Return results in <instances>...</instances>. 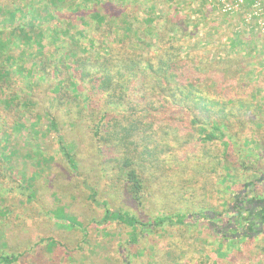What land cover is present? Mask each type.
Instances as JSON below:
<instances>
[{
    "label": "trees",
    "instance_id": "1",
    "mask_svg": "<svg viewBox=\"0 0 264 264\" xmlns=\"http://www.w3.org/2000/svg\"><path fill=\"white\" fill-rule=\"evenodd\" d=\"M38 1L43 4L32 0H0V95L5 97L2 98L6 99V104L9 102L8 109L11 111L23 101L33 100L32 85L35 81L32 80H38L37 75L41 77V69L52 67L53 73L56 71L57 80L50 84V89L56 93L52 102L63 106L61 111L68 120H73L74 115H81L90 122L87 129L94 146L90 143L87 151L98 164L99 174L95 183H90L88 176L78 177L82 178V186L89 194L90 204L104 208H101L103 216L96 219L95 216L89 217L81 213L82 219L79 222L73 216L64 215L65 208H46L35 197L36 192H29L32 182L39 178V172L34 171L28 177L20 171L12 174V169L7 165L11 152L5 155L3 151L8 148L0 144V198L3 202L0 204V230L4 231L6 220L13 217L20 221V225L27 227V237H31L28 241L23 239L25 236L22 234L16 241L13 252L0 248V264H85L83 260L76 259V256L93 245L91 241L106 243V239L97 241L94 231L100 234L105 232L108 222H116L122 227L121 232L124 234H127L128 229L131 231L128 232L129 238L114 244L108 253L102 255V261L98 264H139L138 257L146 249L149 250L148 257L154 253L160 257L161 264H183V260L168 257L170 254L162 250L150 249L152 245L146 240L148 235L142 236V232H139L148 227V224L139 222L134 215V210L138 208L136 205H140V200L148 189L144 173L148 169L154 170L160 155L169 151L168 148L163 149L168 147L164 137L167 131L160 126L172 122L169 112L173 110L186 112L194 131H206L204 141L218 139L226 147L222 157L216 154L219 160L216 169L219 173L214 178L215 184L226 186L225 190L215 192L207 191L208 187L199 188H204L209 192L208 195L201 196L196 205L190 203L178 206L177 210H170L165 215L153 218V222L149 223L150 233L153 228L166 225L179 226L184 234H189L197 230L193 225L200 221L209 232V257L213 259L212 264H235L237 258L255 245L261 238L260 235L264 234L263 149L256 145L254 139L243 136L238 122L239 128L229 123V118L238 117V114L234 115L229 111L232 114L229 117L230 113L224 112L228 104H237L238 111L246 110L245 104L231 97L226 102L220 101L221 107L217 108L218 101L206 95L209 85L205 84V69L195 63L191 66L190 62L174 63L178 55L174 54L175 46L170 41L175 35L184 39L192 32L188 34L178 23L181 18L172 13L160 11L154 26L147 29L142 20H137L122 5L93 0L95 5L92 8L74 4L75 8L70 9L72 13L67 14L64 12H69L68 8H64L65 0H45V4L44 0ZM101 10L107 12L108 16H104L103 12L99 13ZM112 14L116 15L114 19ZM84 15H93L98 19L97 22L107 26L104 30L102 25L97 26L95 23L102 34L99 43H104L106 37L110 36L113 26L121 29L120 35L123 37H128L125 35L129 33L132 37L124 39L121 44L130 48V51H122L121 47L107 43V50L101 54L99 48L93 47L91 38L88 39L85 47L88 50L83 56L78 55L76 48H65L64 42L52 48L48 46L45 40L49 38L50 42L55 43L59 40L62 29L66 31L68 28L59 24L58 19L63 20L64 16L79 19ZM50 20H55L51 26ZM174 20L178 30L174 28ZM62 33L65 34L64 31ZM148 33L153 36L150 37ZM134 39L136 45H148L145 53V49L135 45ZM68 40L70 43L75 41L70 36ZM73 45H77L76 42ZM242 49H248L251 54L256 51L250 45H244ZM53 52L56 54L55 60L50 62ZM29 79L32 83H28ZM14 88L26 94V97L21 98L19 92H6ZM213 95L220 96L217 92ZM45 108H42V112L48 116V123L44 129L45 132L54 133L53 144H57L58 150L55 149L49 155L37 135L32 138L27 135L25 155L35 166L43 165L41 170L44 166L64 165L63 170L53 173L50 181H53V177L63 175L77 176L75 172L79 170L81 158L75 152L72 142L63 141L59 127L62 125L56 119V114ZM180 119L181 116L177 119L178 122ZM18 120L12 124L18 131L33 132V127L37 126L36 120L29 124H22ZM190 137L183 143L189 142ZM105 149H109L110 157L102 154ZM111 150L116 153L112 155ZM56 152L60 158H54ZM111 171L115 178L111 177ZM203 173L204 169L199 166L192 175V178H197L195 184L204 178ZM8 183H11L10 187L6 186ZM14 190L21 193V204L16 207L4 204L5 195ZM109 193L118 198L120 195L122 199H131L135 207L124 206L122 200L120 206L112 211L109 205L111 203H108ZM203 201L207 202V206H201ZM45 209L47 210L44 211ZM229 215H233L232 218ZM62 218L69 222V225H65L67 228H71L74 234H79L74 241L71 240V234H67L65 239L43 232L49 222H58ZM137 225L142 230H138ZM140 238L145 239L143 247L139 245ZM190 244L197 250L194 244ZM180 249L184 250L183 247ZM263 253L262 248L248 259L263 264Z\"/></svg>",
    "mask_w": 264,
    "mask_h": 264
},
{
    "label": "rangeland",
    "instance_id": "2",
    "mask_svg": "<svg viewBox=\"0 0 264 264\" xmlns=\"http://www.w3.org/2000/svg\"><path fill=\"white\" fill-rule=\"evenodd\" d=\"M32 1L35 3L39 2L38 0ZM100 2L124 6L130 14L136 16L137 20H142L147 29H151L154 26L156 23L155 19L159 18L160 11L172 13L175 14L174 16L181 18L178 23L187 30L188 34L190 32L192 34L187 35L184 39L175 35V38L170 41L175 46L174 54L178 55L174 63L190 62L191 66L195 63L205 69L207 77L205 84L209 85L206 95L218 101L216 102L217 108L221 107L220 101L226 102L231 97L239 99L242 104L246 105V110L240 109L238 111L237 104H228L224 112L230 113L229 111H231L234 115L238 114V117H235L230 113L228 116L232 117L231 119L229 118V123L233 124L235 128H239L240 124L243 136L250 140L254 139L256 145L262 147L261 160L264 161V0H101ZM39 4L43 3L39 2ZM74 4H79L82 7L83 5L93 7L95 2L93 0H65L64 8H68L69 12L66 10L64 12L67 14L72 13L70 9L75 8L73 7ZM102 12L101 10L99 13ZM102 14L108 16L107 12ZM98 16H101V14ZM115 16L112 14L113 19ZM97 21L98 19L94 18L93 15H84L79 19L74 16L72 18L64 16L63 20L62 18L61 20L58 19V22L68 27L66 31L62 29L65 34L61 32L59 40L55 43L50 42L49 38L45 42L51 48L52 46L65 43V48H69V46L76 48L79 56H83L88 50L85 47L89 38L93 42V47L99 48L98 51L101 54L107 50V43L121 47L122 51H130V48L127 49L121 43L124 39L132 36L129 33L125 35L128 37L121 36V29L117 28V26L112 27L110 36L106 37L104 43H99L102 34L97 26L103 23ZM54 23L55 20H50L49 25L51 26ZM173 24L174 28L178 30L175 20ZM193 25L194 27H192ZM103 29L106 30L107 26H103ZM148 34L150 37L153 36H151V33ZM69 36L75 41L70 43L68 40ZM74 42L77 45H73ZM136 44L137 42L135 41ZM244 45L254 46L256 49L255 53L251 54L248 49L243 50ZM136 46L143 50L145 49L144 53L148 48V45L144 44ZM55 56L56 54L54 53L53 58L49 59L50 62L55 60ZM56 63H58V59ZM41 72V77L37 75L38 80H32V82L35 81L32 85V101H23L22 104L14 106L10 111L8 109L9 102L6 104V99L3 100L5 97L0 95V108H2L0 109V144L8 148L3 151L5 155L11 152L7 165L12 169V174L20 171L28 177L34 171L39 172L40 176L35 182H32L29 192H36L35 197L46 208L48 206L52 209L65 208L64 215L73 216L79 222L82 219L81 213L101 219L103 216L102 209L104 208L101 207V209L96 205L97 208L90 204L89 194L82 186V178L78 177L82 175L88 176L89 182L95 183L99 174L100 168L98 164L92 160L87 151L90 143L94 146L87 129L90 122L88 118H82L81 115H74L73 120H68L65 113L61 111L63 106L58 105L55 101L52 102V98L56 93L50 89V84L57 80L56 71L53 73L52 67H49L46 70L41 69ZM29 82H31V79H29ZM27 89L31 90L30 87ZM25 91L27 90L25 89ZM6 92L19 91L14 88V90ZM215 92L220 96L214 97L215 95L213 94ZM19 96L24 99L26 94L19 92ZM43 107L56 114V119L62 125L59 127L60 134L64 137L63 141H66V143L67 140L72 142L75 152L81 158L79 170L75 172L77 176L63 175L64 177H53V181H50L53 173L60 172V169L63 170L64 165L58 167L44 166V169L41 170L43 165L35 166L32 160L25 155L24 145L26 144L25 138L27 135H30L31 138L37 135V139H40V143L44 144V149L49 155H52L55 149L58 150L57 144H53L54 133L45 132L44 126L48 123V116L42 112ZM169 115H172V122H167L160 126V128L167 131V134L164 135V131L161 130V133L167 139L166 145L168 146L163 149L168 148L169 151L160 155V160L154 170L148 169L144 173V179L148 182V189L145 195L142 196L140 205H136L138 206L137 210H134V215L138 221L148 224V227L144 228L143 231L140 229L142 227L137 225V229L142 230L139 231L142 232V236L148 235L146 240H149V245H152L150 249L156 248L155 250L160 252L162 250L170 254L168 257L183 260V264H212L213 259L209 257V232L204 229L200 221L193 225L197 227L195 228L197 230L189 234H184L179 226L166 225L157 226L150 233L149 223L153 222V218L165 215L170 210H177L178 206L190 203L196 205L195 203L199 202V199L202 198L201 196L208 195L209 192L207 191L225 190L224 186H226L224 184L222 187V185L214 182V178L219 173L216 169L219 162L216 154L222 157L226 147L218 139L204 141L203 135L207 132L198 133L194 131L189 123L190 117L186 112L173 110L169 112ZM180 116L182 119L178 122L177 119ZM160 119L162 120L163 118L160 117ZM16 120L22 124L26 122L29 124L36 120L37 126L33 127V132L31 130L18 131V128L14 129L12 125L17 122ZM188 136H191L190 141L183 143ZM105 150L102 154L109 156V149ZM115 153V151L111 150L112 155ZM0 155L2 156L1 153ZM53 156L54 158H60L57 152ZM199 166L204 169L203 174L205 175L200 182L195 184L194 181L197 178H192V175L195 174ZM110 173L111 177L115 178L114 172L111 171ZM17 181H19L18 178ZM10 185L11 183H8L6 186L10 187ZM202 187H208L206 188L207 191L204 188L199 190ZM113 192L116 193L114 190ZM26 193L28 194V191ZM5 197L4 204L6 205L10 204V206L16 207L21 204L22 195L17 190L9 191ZM119 197L114 194L110 195L108 203H111L109 205L113 209L112 211H115L120 206L119 203L122 200L124 206L135 207L131 199H122L120 195ZM215 201L218 204L219 201L217 199ZM2 203L0 198V204ZM201 206H207V202L203 201ZM56 214L58 215V213ZM232 216L229 215V218H232ZM57 218L60 217L58 216ZM19 222V220L9 217L5 222V230H0V248L3 250L8 249L13 252L16 241L20 239L22 234L25 236L23 239L28 241L31 239V237H27V227L20 225ZM108 224L105 232L100 234L94 231V238L97 241L106 239V243L98 244L91 241L90 243L93 245L88 246L85 252L78 254L76 259L83 260L85 264H98L102 261V255H105L104 253L106 252L108 253V250L112 249L114 244L117 242L121 243L129 238L128 232L131 229H128L127 234H124L121 232L122 227L117 225L116 222H108ZM65 225H69V222L64 218L58 222H49L44 227L43 232L48 235L61 236L65 239L67 234H71L72 241L78 238L79 234H74V231ZM29 232L32 233L30 229ZM260 237L255 245L253 244V250H251L252 247H249L245 253L237 258L235 264H261L260 261L253 262L254 259H248L253 253L259 252L262 248L264 249V234L262 233ZM139 241H141L139 245L143 247L145 239L140 238ZM190 243L194 244L197 250L193 249ZM181 247L184 250L180 249ZM148 252V249L141 251L138 257L139 264H161L160 257H157L154 253L151 257H148ZM185 259L189 262L187 263Z\"/></svg>",
    "mask_w": 264,
    "mask_h": 264
}]
</instances>
